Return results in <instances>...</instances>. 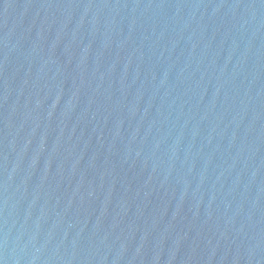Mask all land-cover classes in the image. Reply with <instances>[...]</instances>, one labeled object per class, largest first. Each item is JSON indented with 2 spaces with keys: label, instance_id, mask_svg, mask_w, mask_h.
Instances as JSON below:
<instances>
[{
  "label": "water",
  "instance_id": "water-1",
  "mask_svg": "<svg viewBox=\"0 0 264 264\" xmlns=\"http://www.w3.org/2000/svg\"><path fill=\"white\" fill-rule=\"evenodd\" d=\"M0 264H264V0H0Z\"/></svg>",
  "mask_w": 264,
  "mask_h": 264
}]
</instances>
